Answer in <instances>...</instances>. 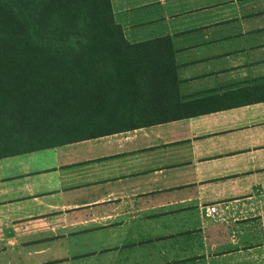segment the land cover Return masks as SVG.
I'll list each match as a JSON object with an SVG mask.
<instances>
[{
    "label": "crops",
    "instance_id": "crops-1",
    "mask_svg": "<svg viewBox=\"0 0 264 264\" xmlns=\"http://www.w3.org/2000/svg\"><path fill=\"white\" fill-rule=\"evenodd\" d=\"M167 1L181 29L112 15L169 38L176 95L137 101L170 113L0 158V264H264V0Z\"/></svg>",
    "mask_w": 264,
    "mask_h": 264
},
{
    "label": "trees",
    "instance_id": "trees-1",
    "mask_svg": "<svg viewBox=\"0 0 264 264\" xmlns=\"http://www.w3.org/2000/svg\"><path fill=\"white\" fill-rule=\"evenodd\" d=\"M141 93L176 95L169 38L129 44L110 0H0V158L161 122Z\"/></svg>",
    "mask_w": 264,
    "mask_h": 264
},
{
    "label": "rangeland",
    "instance_id": "rangeland-1",
    "mask_svg": "<svg viewBox=\"0 0 264 264\" xmlns=\"http://www.w3.org/2000/svg\"><path fill=\"white\" fill-rule=\"evenodd\" d=\"M134 2L135 0H111L112 10L115 20L119 24L131 26L126 30L129 36L133 35L141 38L181 29L184 26V18L182 17L184 11L187 7L195 4L185 3L186 1L171 3L167 0L166 3H159V1L152 0L151 3L142 4L138 9L123 12L126 8H131V6L137 4ZM176 13H179V15H174L170 18V21L166 19L167 15ZM180 14L182 15L180 16ZM173 19L177 21L172 22ZM11 170V167H8L7 170L3 166L0 167V172L5 175H8ZM7 177H12V173ZM5 182L8 183L7 180Z\"/></svg>",
    "mask_w": 264,
    "mask_h": 264
},
{
    "label": "built area",
    "instance_id": "built-area-1",
    "mask_svg": "<svg viewBox=\"0 0 264 264\" xmlns=\"http://www.w3.org/2000/svg\"><path fill=\"white\" fill-rule=\"evenodd\" d=\"M215 209L213 207H210L208 210V213H214Z\"/></svg>",
    "mask_w": 264,
    "mask_h": 264
}]
</instances>
